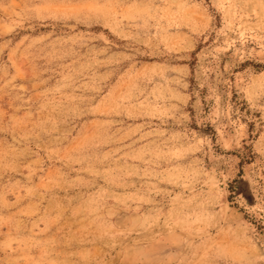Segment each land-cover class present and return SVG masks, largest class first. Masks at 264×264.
Returning <instances> with one entry per match:
<instances>
[{
    "label": "rangeland",
    "instance_id": "374dc122",
    "mask_svg": "<svg viewBox=\"0 0 264 264\" xmlns=\"http://www.w3.org/2000/svg\"><path fill=\"white\" fill-rule=\"evenodd\" d=\"M0 264H264V0H0Z\"/></svg>",
    "mask_w": 264,
    "mask_h": 264
}]
</instances>
